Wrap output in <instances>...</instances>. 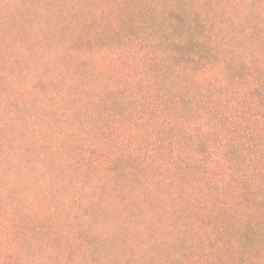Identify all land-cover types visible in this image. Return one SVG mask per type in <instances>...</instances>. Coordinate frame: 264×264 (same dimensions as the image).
<instances>
[{
    "label": "trees",
    "instance_id": "1",
    "mask_svg": "<svg viewBox=\"0 0 264 264\" xmlns=\"http://www.w3.org/2000/svg\"><path fill=\"white\" fill-rule=\"evenodd\" d=\"M178 1L56 0L66 5L63 20L68 29L65 36L53 37L52 43L49 38V42L51 62L61 57L72 62L68 71L77 75L73 95L81 99L79 111L93 110L99 125L112 123V162L125 163L142 151L149 160L137 169L146 180L167 186L168 181L176 186L182 182L184 189L156 191L149 182L144 186L150 195L142 191L135 195L134 212H129L108 194L119 179L114 171L111 178L92 180L87 186L73 179L72 173L66 178L68 173L61 174L58 163L64 151L56 143L52 144L54 155L47 152V163L57 159L47 164V175L42 172L46 168L37 164L23 163L17 169L18 154L10 152L11 144L0 141V152L8 150L4 155L9 157L0 155V179H12L7 187L0 184L1 201L11 191L18 196L11 187L20 181L18 173H34L40 187L35 193L41 197L35 195L34 204L28 200L30 205L19 211L36 213L47 197L42 217L49 223L72 213L70 221L86 224L91 238L130 230L132 245L142 249L150 240L145 264H209L218 252L225 257L214 259V264H264V18L230 21L236 0H220L225 6L213 11L208 8L210 2L200 6L195 0H180L193 5L190 13L181 17L172 11V18L177 20L174 14H179L177 22L183 18L193 24L191 12L199 8L204 10L199 14L202 24L183 28L162 20V28L151 26L152 17L145 41L133 31L123 33L121 21L136 15L138 4L162 9ZM251 4L258 10L264 0H251ZM54 77L47 79L52 82ZM106 109L109 116L103 119ZM66 119L72 121L73 113ZM203 153H208L204 162ZM197 165L202 170L194 171V177ZM96 184H104L103 192H98ZM84 188L92 193L81 194ZM97 192L104 197L95 199ZM74 193L79 196L76 201ZM20 197L27 199L23 193ZM157 201L163 203L159 209ZM118 211L125 212L129 226L121 227L124 222L119 224ZM150 218L161 231L144 222ZM90 257L87 263L102 264L93 254Z\"/></svg>",
    "mask_w": 264,
    "mask_h": 264
},
{
    "label": "rangeland",
    "instance_id": "2",
    "mask_svg": "<svg viewBox=\"0 0 264 264\" xmlns=\"http://www.w3.org/2000/svg\"><path fill=\"white\" fill-rule=\"evenodd\" d=\"M159 1L161 0H156V2ZM236 1L238 6L234 8L237 10H230V21L249 23L250 19L260 21L262 17L264 18V6L254 10L251 0ZM220 2V0H195L194 4L207 6L209 3L208 8L213 11L217 7L223 9L225 5L222 6ZM142 3L138 4L139 9L136 15L127 16L120 23V26L123 25V33L133 31L134 36L140 37L142 42L148 35L147 21L152 17L154 19L153 23L150 22L151 26L154 24L162 28V20L182 24L183 28L184 26L197 27L202 24L199 14H202L204 10L199 8L191 12L192 19L196 21L193 24L188 23V20L183 21V18L182 22H177L180 15L182 17L185 13H190L188 9L193 6L183 1L167 3L162 9L156 8L154 4L143 7L144 3ZM225 9L229 8L225 7ZM172 11L180 14H174L177 20L172 18ZM65 14L66 5L58 4L56 0H0V141L5 146L7 145L4 142L11 144L10 152L14 155L18 154L21 161L15 164L17 169L18 165L23 163L37 164L46 168L42 172L47 175V164L57 161L55 159L47 163V152L51 153L52 144L56 143L62 145L64 151L61 154L63 159L58 163H60V173H68L66 178H69L72 173L73 179H78L81 185L87 186L92 180L104 181L105 178H111L112 171L118 174L119 179H116L115 186L108 194L126 205L129 212H134V202L137 199L135 195L141 191L150 195V191L144 186L149 182H152V190L156 191L160 189L166 191L169 187L184 189L182 182L176 186L172 181H168L167 186L159 185L160 182L157 183L154 179L146 180L142 170L137 169L145 160H149L148 156L142 155V151L125 163L112 162L113 151L110 150L113 145L112 123L105 126L99 125L93 110L85 113V111H79L81 106L77 108L81 99L73 95L75 93L73 88H76L78 80L76 74L73 75L72 71H68L72 66L69 57L64 60L61 57L56 61L57 63L50 61L52 55L49 38L52 43L55 41L53 37L66 35L68 26L64 24ZM77 66L74 63L73 67ZM52 75L55 76L53 81H48L47 77ZM71 113H73V119L67 121L66 115ZM104 113L106 116L103 119L108 118L109 110L106 109ZM102 145L106 146L107 151L101 150ZM7 151L3 149L0 152V155L4 156L3 159L9 158L4 155ZM51 154L54 155V153ZM204 154L208 153L202 154V161L208 156ZM199 167L202 170L200 165L193 168L194 177H196L194 171H200ZM18 174L20 181L11 185L17 189L18 196L14 197L11 191L2 202L0 194V264H89L92 254L94 259L102 264H145V252L150 240L140 249L132 245L133 239L128 234L130 230L128 233L122 231L118 234H110L109 237L104 235L101 238H91L87 235L86 224L84 225L81 221H70L72 213L61 216L60 219L55 220L56 223H49L47 218L42 217L47 207V197L43 203L39 204L42 208L36 207L38 209L36 213L28 214L25 211H19L30 205L29 202L27 203L28 200L32 202L35 195L36 198L41 195L35 193L37 188H40L36 185L38 181H35L37 174ZM11 183L12 179H0V184L6 187ZM45 184L47 187V181ZM96 185H100L98 192H103L104 184ZM46 187L44 190L47 192ZM117 187H124L130 192L121 191ZM98 192L94 197L100 200L104 195H98ZM22 193L24 197L27 196L26 200L20 197ZM69 193V199H71L73 192ZM80 193L89 195L92 190L84 188ZM78 197L74 193L73 201H76ZM157 203L159 206H156V209L161 208L163 203L159 201ZM132 217L134 220L137 219ZM116 218L119 224L124 222L121 227L130 225L125 224L127 219L125 212L118 211ZM151 219L144 222L152 223L157 231H161L159 224ZM198 236L200 239H196L201 240L202 233ZM179 249L177 248L176 251ZM189 253L195 254V251L189 249ZM220 253L210 258L209 264H214L216 258L225 257V253L224 256ZM171 260L170 258L168 261Z\"/></svg>",
    "mask_w": 264,
    "mask_h": 264
}]
</instances>
